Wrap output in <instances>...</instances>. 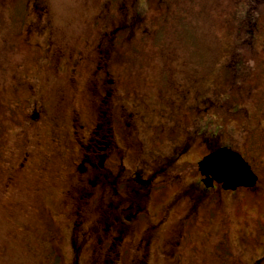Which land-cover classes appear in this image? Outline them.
I'll return each mask as SVG.
<instances>
[{"label": "flooded vegetation", "instance_id": "1", "mask_svg": "<svg viewBox=\"0 0 264 264\" xmlns=\"http://www.w3.org/2000/svg\"><path fill=\"white\" fill-rule=\"evenodd\" d=\"M110 1L104 0L101 17ZM158 2L165 8L170 6L169 0ZM137 3L131 0L133 11L127 8L122 24L119 19L110 20L114 27L101 29L96 44L87 41L89 47L84 45L70 56L60 48L54 51L51 57L57 55L47 67L57 68L61 56L70 64L65 79L70 88L62 89L68 100L64 112L51 110L64 96L57 95L53 103L55 94L41 91L36 76L27 74L21 92L5 104V112L16 121L20 136L17 160L10 163L4 158L6 188L33 170L30 164L35 160L36 147L43 148L48 124L61 119L68 128L63 136L64 148L69 151L65 162L53 148L43 153L34 171L53 176L56 165L66 171L61 211L70 218L69 224L58 234L56 215L46 210L44 214L45 234L58 240L47 248L52 264H150L153 251L200 250L201 234L217 251H244L247 243L260 242L264 233V220H258L254 230L245 232L240 237L243 242L237 245L230 238L228 222L231 201L240 204L241 195L253 201L264 199V118L252 126L247 103L258 84L250 83L240 68L228 85L223 81L202 85L185 103L183 112L176 109L183 106L181 89L171 90V82H164L162 89L172 94H164L157 103L124 90L113 66V44L119 30L134 19L146 26L145 13ZM29 8L34 16L21 30L23 41L41 52L48 48L53 30L43 0H30ZM246 29L240 44L249 46L258 29L257 21H248ZM237 59L230 57L225 66ZM260 112L264 116V110L260 108ZM232 120L241 125V131L231 128ZM256 131L258 137L253 135ZM246 133H250V155L243 146ZM224 145L249 161L258 175L254 185L227 188L203 172V157ZM213 218L220 220L215 240L208 237L204 222ZM64 251L69 252L68 261ZM256 251L261 252L247 264H264V244ZM240 262L238 258L237 264Z\"/></svg>", "mask_w": 264, "mask_h": 264}, {"label": "rangeland", "instance_id": "2", "mask_svg": "<svg viewBox=\"0 0 264 264\" xmlns=\"http://www.w3.org/2000/svg\"><path fill=\"white\" fill-rule=\"evenodd\" d=\"M43 1L53 32L48 48L38 52L24 43L21 33L24 24L34 16L33 9L29 8L30 0H0V264H52L47 248L58 240L57 236L45 234V210L56 215L58 234L66 229L70 220L62 212L66 174L63 166L56 165L53 176L34 172L43 153L52 152L53 148L60 153L62 162L68 158L69 151L63 144L67 126L59 119L45 127L43 148L36 147L35 160L30 164L33 170L19 176L18 181L6 188L4 158H9L10 163L17 160L20 136L16 121L5 112V104L21 92V82L27 74L36 76L41 91L50 93V90L55 94L53 103L57 95L64 96L51 107L52 112H64L67 108L64 102L68 100L67 92L62 89L70 88L65 83L70 64L61 56L58 67L50 69L47 63L53 61L57 53L51 57L52 54L60 48L68 56L75 55L84 45L89 47L87 41L93 40L96 44L100 30L112 29L110 20L125 22L127 8L131 9V0H112L105 16L101 17L104 0ZM137 1L136 7L145 13L146 26L134 19L128 27L119 30L113 44V66L124 90L157 103L164 94H172L162 89L166 86L164 82H171V90L181 89L183 106L180 104L176 109L183 112L185 103L202 85H215L218 81L228 85L231 76L243 68L248 81L258 84L247 100L251 125L264 118L260 112V108L264 110V0H255L250 8L251 0L240 3L236 0H169L168 8L158 0ZM251 19L257 21L258 29L252 36L253 43L244 46L240 42L247 35L246 26ZM131 34L132 40L129 39ZM232 56L240 59L233 65L228 64L233 69L229 70L225 64ZM79 71L82 74V68ZM230 124L232 129L242 130L236 120ZM258 131L253 133L254 137H258ZM249 136L250 133L242 136L248 155ZM241 197L240 204L231 201L232 206L228 208L230 238L237 245L243 242L240 237L245 232L254 230L258 220H264V199L253 201L248 196ZM219 221L218 218L204 221L211 240H215L220 231ZM202 235L199 236L200 250L153 251L150 264H237L238 258L241 264H247L261 252L256 249L264 244L262 233L260 242L247 243L248 249L244 251H217ZM45 237H50L49 241L44 240ZM64 252L68 261L69 252Z\"/></svg>", "mask_w": 264, "mask_h": 264}, {"label": "water", "instance_id": "3", "mask_svg": "<svg viewBox=\"0 0 264 264\" xmlns=\"http://www.w3.org/2000/svg\"><path fill=\"white\" fill-rule=\"evenodd\" d=\"M200 166L204 173L211 174L227 188L254 185L258 178L241 152L229 146H219L206 154L200 161Z\"/></svg>", "mask_w": 264, "mask_h": 264}]
</instances>
